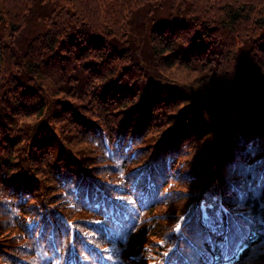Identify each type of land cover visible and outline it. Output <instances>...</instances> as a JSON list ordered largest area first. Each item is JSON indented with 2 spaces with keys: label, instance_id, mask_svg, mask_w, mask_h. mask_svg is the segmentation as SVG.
I'll list each match as a JSON object with an SVG mask.
<instances>
[{
  "label": "trees",
  "instance_id": "16d2710c",
  "mask_svg": "<svg viewBox=\"0 0 264 264\" xmlns=\"http://www.w3.org/2000/svg\"><path fill=\"white\" fill-rule=\"evenodd\" d=\"M0 264H264V0H0Z\"/></svg>",
  "mask_w": 264,
  "mask_h": 264
},
{
  "label": "rangeland",
  "instance_id": "374dc122",
  "mask_svg": "<svg viewBox=\"0 0 264 264\" xmlns=\"http://www.w3.org/2000/svg\"><path fill=\"white\" fill-rule=\"evenodd\" d=\"M223 1H225V0H223ZM220 35L222 37H225L227 39V41H228L231 49L233 50L234 49L235 39L232 36H230L226 30L222 34H220ZM227 41L226 40H223L221 43H216L215 42V44L213 45L212 49L213 50H222L223 47H224V45H226Z\"/></svg>",
  "mask_w": 264,
  "mask_h": 264
}]
</instances>
